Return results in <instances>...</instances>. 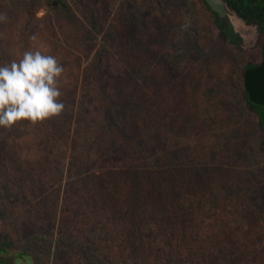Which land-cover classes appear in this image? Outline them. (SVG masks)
I'll list each match as a JSON object with an SVG mask.
<instances>
[{
  "label": "rangeland",
  "instance_id": "obj_1",
  "mask_svg": "<svg viewBox=\"0 0 264 264\" xmlns=\"http://www.w3.org/2000/svg\"><path fill=\"white\" fill-rule=\"evenodd\" d=\"M64 1L20 30L27 4L0 0V65L40 50L64 68L58 117L0 128L7 252L30 264H264V129L242 82L260 47L221 37L198 0Z\"/></svg>",
  "mask_w": 264,
  "mask_h": 264
},
{
  "label": "clouds",
  "instance_id": "obj_2",
  "mask_svg": "<svg viewBox=\"0 0 264 264\" xmlns=\"http://www.w3.org/2000/svg\"><path fill=\"white\" fill-rule=\"evenodd\" d=\"M5 19L0 15V20ZM63 72L54 56L40 50L25 51L19 62L0 65V128L10 130L18 122L35 125L58 117L65 107L58 87Z\"/></svg>",
  "mask_w": 264,
  "mask_h": 264
},
{
  "label": "flooded vegetation",
  "instance_id": "obj_3",
  "mask_svg": "<svg viewBox=\"0 0 264 264\" xmlns=\"http://www.w3.org/2000/svg\"><path fill=\"white\" fill-rule=\"evenodd\" d=\"M198 1L203 9L217 18L223 34L229 39L233 37L230 40L234 46L240 42L243 47H260L259 59L255 64H247L264 68V0Z\"/></svg>",
  "mask_w": 264,
  "mask_h": 264
},
{
  "label": "trees",
  "instance_id": "obj_4",
  "mask_svg": "<svg viewBox=\"0 0 264 264\" xmlns=\"http://www.w3.org/2000/svg\"><path fill=\"white\" fill-rule=\"evenodd\" d=\"M9 1L11 5L16 4L15 2H17L20 5V9H22L25 6V4H27L28 6L27 8L28 20L26 21L25 18L23 19L21 14L19 18H22V20L15 19L17 21V24H19V26L21 25L20 30H25L27 28L28 24L26 25L25 22H31V21H34L33 23L37 22V20L35 19V12L41 6H44L47 12L51 15L53 14L58 15L57 11H59V9H61L63 6H66V2L64 0H9ZM9 1L7 0L8 4H9ZM40 3H43V4H40ZM8 9L9 8L4 9V13L6 12L5 14L8 13ZM61 12L64 14L65 10H62ZM66 14H67V17L71 16L70 9L67 7H66ZM6 19H9L8 16H6ZM9 21L10 20H8V22ZM77 28L80 31L85 30V27L83 25H80ZM5 29L6 27L3 26V30L1 31L5 32ZM22 35L23 34H21L20 36ZM221 37H225L223 33L221 34ZM23 41L25 40L23 39ZM29 48L30 47H28V49ZM47 55H52V53L48 52ZM242 82H243V94H244L243 96L245 98V101L249 105V107L253 109L255 113H257L261 127L264 129V68L260 69L257 67H253L252 64H247L243 70ZM260 109L263 110L262 111L263 116H261ZM47 127L46 129L48 130L43 129L38 132V135H41L40 133H43L44 130L48 132V135L51 137L57 134L55 129L47 128ZM5 247H6V244H4L3 241H0V264H30L26 252H13L9 254L7 250L5 249ZM223 247L227 248V246L224 245V243H223Z\"/></svg>",
  "mask_w": 264,
  "mask_h": 264
}]
</instances>
